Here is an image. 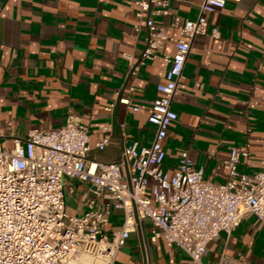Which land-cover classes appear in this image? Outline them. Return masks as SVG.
Instances as JSON below:
<instances>
[{"label": "crops", "instance_id": "obj_1", "mask_svg": "<svg viewBox=\"0 0 264 264\" xmlns=\"http://www.w3.org/2000/svg\"><path fill=\"white\" fill-rule=\"evenodd\" d=\"M168 2L167 15L153 21L175 37L185 19L196 18L198 0ZM135 11L133 0H0V145L11 148L13 137L30 130H56L73 115L88 128L91 161L114 163L132 142L150 146L154 126L147 118L168 64L160 58L138 63L145 30L134 31ZM206 19L220 35H198L191 43L171 101L176 119L163 142V169L172 174L187 150L205 180L223 182L219 165L231 148L248 149L242 172L260 171L264 163V0H227ZM173 49L167 41L163 53ZM132 66L135 75L128 74ZM119 89L136 111L122 103L107 110ZM106 134L108 145L96 148ZM85 190L86 184L65 180L69 214L82 210ZM119 216V210L110 215L108 231L119 228ZM144 226V245L132 233L113 264H144V254L164 263L149 255V220ZM171 250L170 261L187 260ZM222 255L229 264H264V223L244 217L229 235L221 232L207 244L202 262L217 264Z\"/></svg>", "mask_w": 264, "mask_h": 264}, {"label": "built area", "instance_id": "obj_2", "mask_svg": "<svg viewBox=\"0 0 264 264\" xmlns=\"http://www.w3.org/2000/svg\"><path fill=\"white\" fill-rule=\"evenodd\" d=\"M226 1L198 0L196 18L185 19L178 35L170 37L153 21L155 15H167L168 0H133L134 31L145 30L138 63L160 58L168 64L147 118L154 126L150 146L132 142L123 145L114 163L91 161L88 128L73 115L56 130H30L23 138L13 137L11 148L0 145V264H81L83 255L89 264H113L132 233L144 245L146 219L151 244L163 240L169 250L175 248L187 258L161 264H203L207 244L219 233L229 235L248 215L264 223V163L260 171H240V164L250 161L247 148L229 150L219 165L226 171L223 182L205 180L203 168L194 167L187 150L180 153L172 174L163 169V142L176 119L171 101L191 43L198 35L219 37L216 27L209 28L206 14L222 9ZM179 21L175 17L171 25L177 27ZM167 41L174 48L170 55L163 53ZM128 74L135 75L136 67ZM115 97L107 110L115 103L137 110L121 89ZM108 143L106 134L95 147L103 149ZM65 180L86 184L79 213L66 211ZM118 210L119 228L108 231L109 217ZM144 255V264H159ZM217 264L229 262L222 255Z\"/></svg>", "mask_w": 264, "mask_h": 264}, {"label": "rangeland", "instance_id": "obj_3", "mask_svg": "<svg viewBox=\"0 0 264 264\" xmlns=\"http://www.w3.org/2000/svg\"><path fill=\"white\" fill-rule=\"evenodd\" d=\"M118 219L121 222L122 216ZM148 252L150 256H156V258L162 259L165 262H172L170 259L173 257L172 250H169L163 240H158L154 245H148Z\"/></svg>", "mask_w": 264, "mask_h": 264}, {"label": "bare ground", "instance_id": "obj_4", "mask_svg": "<svg viewBox=\"0 0 264 264\" xmlns=\"http://www.w3.org/2000/svg\"><path fill=\"white\" fill-rule=\"evenodd\" d=\"M80 261H81V264H89L90 258L88 256L83 255L81 256Z\"/></svg>", "mask_w": 264, "mask_h": 264}]
</instances>
